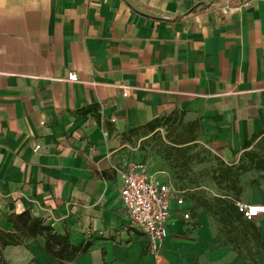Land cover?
<instances>
[{
	"label": "crops",
	"instance_id": "0c3cea01",
	"mask_svg": "<svg viewBox=\"0 0 264 264\" xmlns=\"http://www.w3.org/2000/svg\"><path fill=\"white\" fill-rule=\"evenodd\" d=\"M180 111L224 164L256 149L264 0H0V228L28 211L88 243L62 264H264V214L224 225L201 207L176 213L156 255L127 224L130 129ZM239 184L240 201L264 204V169ZM2 256L55 264L39 234Z\"/></svg>",
	"mask_w": 264,
	"mask_h": 264
},
{
	"label": "trees",
	"instance_id": "16d2710c",
	"mask_svg": "<svg viewBox=\"0 0 264 264\" xmlns=\"http://www.w3.org/2000/svg\"><path fill=\"white\" fill-rule=\"evenodd\" d=\"M183 112H173L165 117L154 118L142 126L133 127L130 129V134L137 132L139 129H144L147 132L153 131L162 124H166L170 121H180L182 119ZM190 127V136L179 140L177 142H189L195 141L197 133L193 131L194 128H198L196 121L186 122ZM257 135H253L247 142L248 146ZM256 149L244 150L237 162V164H224L221 160L217 159L216 166L213 167L211 172V178L213 182L220 186L224 182V186L221 187L223 193L213 197L212 203H208L206 200H200L198 196L187 195L185 185L187 184L184 178L171 176L172 182L179 189L184 191L186 200L191 204L190 208L193 210L199 206H205L213 216L217 217V220L221 224H231V221H240L241 214L237 211L235 201H238L239 194L241 192V186L239 184V177L250 169L262 170L264 169V134L259 137L255 142ZM181 151L184 159L185 168L184 172L188 169V163L197 159V153H185ZM195 203H194V200ZM9 221L12 223V229L9 231L0 228V264H8L2 256V249L7 245H19L24 243L27 239L33 238L39 234L45 238V249L54 257L55 264H62L64 262L73 261L79 254L87 251L89 245L87 242L72 245L68 240V234L66 231L63 233L55 232L54 229L46 224L40 217H32L28 211H23L18 214H10ZM264 244L262 243L261 246Z\"/></svg>",
	"mask_w": 264,
	"mask_h": 264
},
{
	"label": "built area",
	"instance_id": "2783aa9c",
	"mask_svg": "<svg viewBox=\"0 0 264 264\" xmlns=\"http://www.w3.org/2000/svg\"><path fill=\"white\" fill-rule=\"evenodd\" d=\"M66 79L76 81L70 72ZM119 200L125 210L127 224L144 236L146 247L156 255L169 235V222L178 213L181 219L190 220L191 204L184 191L174 185L165 168L154 169L140 158L129 161L121 169ZM237 211L245 219L264 214L263 203L235 201Z\"/></svg>",
	"mask_w": 264,
	"mask_h": 264
},
{
	"label": "rangeland",
	"instance_id": "374dc122",
	"mask_svg": "<svg viewBox=\"0 0 264 264\" xmlns=\"http://www.w3.org/2000/svg\"><path fill=\"white\" fill-rule=\"evenodd\" d=\"M193 131L197 133V128ZM189 136L190 127L182 117L180 121L167 122L150 132L139 129L129 137L128 144L129 149L136 155V159L142 158L154 169L163 167L171 176L184 178L188 196L194 194L200 200L212 203L213 197L223 193L221 187L225 185L222 182L220 186H217L211 178L212 169L217 164V157H213L207 148L196 140L177 142ZM183 150L186 154L197 153V159L194 158L188 163L186 172H184L185 161L181 154ZM201 208L207 209L205 206Z\"/></svg>",
	"mask_w": 264,
	"mask_h": 264
}]
</instances>
